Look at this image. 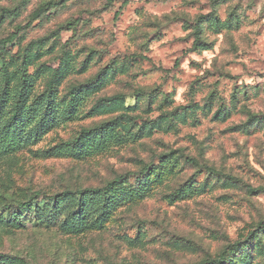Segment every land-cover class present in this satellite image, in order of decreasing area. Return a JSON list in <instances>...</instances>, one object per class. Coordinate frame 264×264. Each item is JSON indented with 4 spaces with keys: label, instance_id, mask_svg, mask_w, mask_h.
<instances>
[{
    "label": "rangeland",
    "instance_id": "rangeland-1",
    "mask_svg": "<svg viewBox=\"0 0 264 264\" xmlns=\"http://www.w3.org/2000/svg\"><path fill=\"white\" fill-rule=\"evenodd\" d=\"M18 26L0 48V94L6 80L12 94L26 80L33 99L57 73L56 104L71 96L76 112L0 158L1 216L29 190L122 174L128 195L80 233L59 220L2 227L0 257L201 264L227 249L223 264H264V0H0V40ZM119 115L102 144L74 143Z\"/></svg>",
    "mask_w": 264,
    "mask_h": 264
},
{
    "label": "trees",
    "instance_id": "trees-1",
    "mask_svg": "<svg viewBox=\"0 0 264 264\" xmlns=\"http://www.w3.org/2000/svg\"><path fill=\"white\" fill-rule=\"evenodd\" d=\"M48 8L49 5L44 10ZM41 12L42 9L35 11L32 19L39 17ZM20 27L18 26L7 38L0 40V48L16 39ZM196 34L199 39V29ZM56 74L53 75L46 88L33 99L30 98L26 80L17 84L14 94L11 93L8 80L5 81L0 94V158L10 156L15 151L34 143L40 137L38 135H41L47 127L75 115V98L70 96L68 102H61L62 109H59L56 104L54 96V84L58 80ZM121 97L116 94L102 98L98 103L117 101L122 99ZM124 117V115H119L96 128L84 129L74 139V143H77L79 147L84 138H94L98 145L102 144L108 135L109 128L123 121ZM172 155L173 153L164 154L161 158L166 159ZM192 161L195 160L192 159ZM208 169L211 172L222 174L212 167ZM128 175H119L101 187L66 189L55 194H47L42 190H29L25 198L14 197L13 200L1 204L5 210L13 211V214L10 215V212L6 217L0 214V228L21 227L26 222L27 224L37 222L51 224L59 220L58 224L62 231L75 234L100 226L108 220L112 208L128 195V190L122 187ZM149 180L151 179L143 181ZM15 210L16 213H14ZM262 228L261 223L251 232V235L259 238ZM238 245L240 244L234 247ZM227 251L225 249L220 257L209 258L201 264H223ZM13 261V258L0 257V264H10Z\"/></svg>",
    "mask_w": 264,
    "mask_h": 264
}]
</instances>
